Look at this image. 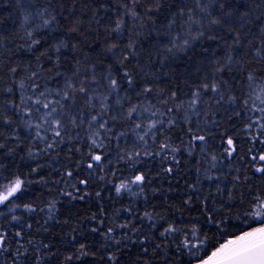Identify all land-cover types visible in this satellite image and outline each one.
I'll return each instance as SVG.
<instances>
[{
	"label": "snow or ice",
	"instance_id": "obj_1",
	"mask_svg": "<svg viewBox=\"0 0 264 264\" xmlns=\"http://www.w3.org/2000/svg\"><path fill=\"white\" fill-rule=\"evenodd\" d=\"M0 264H264V0H0Z\"/></svg>",
	"mask_w": 264,
	"mask_h": 264
}]
</instances>
